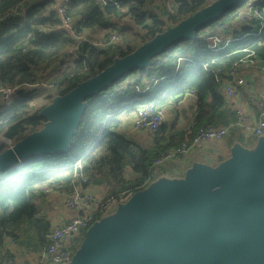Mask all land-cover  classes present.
Masks as SVG:
<instances>
[{
  "label": "trees",
  "instance_id": "obj_1",
  "mask_svg": "<svg viewBox=\"0 0 264 264\" xmlns=\"http://www.w3.org/2000/svg\"><path fill=\"white\" fill-rule=\"evenodd\" d=\"M58 1L0 0V84L17 86L11 103L0 112V136L14 143L44 127L47 118L41 110L56 95L67 93L214 0H171V4L168 0H122L121 5L69 0L72 30L62 26ZM243 1L200 26L194 38L171 43L152 57L150 65L133 68L87 96L67 152L32 154L21 166L0 171V263L13 254L7 236L25 250H42L48 244L53 225L44 210L47 188L69 195L76 188L100 190L104 199L143 190L156 181L149 180L155 156L177 148L200 126L234 122L235 114L216 79L218 69L229 71L247 54L241 50L247 45H252L258 58L264 57V44L255 43L257 37H242L254 27L245 24L236 35H225V27L238 17ZM16 6L19 12L4 20ZM214 27L223 42L242 38L215 52L209 47L212 38L205 37ZM114 32L117 40L108 41ZM190 90L196 91L193 106L171 117L167 114L156 131H127L141 103L154 102L166 110L169 104L178 106ZM236 130L233 126L225 136L230 147L239 141ZM0 142L1 150L6 149ZM89 227L72 240V257Z\"/></svg>",
  "mask_w": 264,
  "mask_h": 264
},
{
  "label": "water",
  "instance_id": "obj_2",
  "mask_svg": "<svg viewBox=\"0 0 264 264\" xmlns=\"http://www.w3.org/2000/svg\"><path fill=\"white\" fill-rule=\"evenodd\" d=\"M241 2H210L56 95L41 110L47 118L42 129L0 148V171L21 166L32 154L67 152L87 96L133 68L150 65L171 43L194 38L200 26ZM65 264H264V137L253 149L234 144L231 156L216 166L195 163L183 178L158 179L134 192L88 228Z\"/></svg>",
  "mask_w": 264,
  "mask_h": 264
},
{
  "label": "built area",
  "instance_id": "obj_3",
  "mask_svg": "<svg viewBox=\"0 0 264 264\" xmlns=\"http://www.w3.org/2000/svg\"><path fill=\"white\" fill-rule=\"evenodd\" d=\"M58 5L59 13L62 17V26L70 30L73 29V18L67 12V4L69 0H60ZM103 4L121 5L122 0H96ZM171 4V0H168ZM20 6V5H19ZM172 7V6H171ZM13 12H19L18 6L5 16L3 19H10ZM238 17L245 24L254 27L243 33L257 37V44H264V0H244L238 11ZM242 37L228 38L223 42L221 36L214 34L211 36L212 42L209 44L215 52H220L227 48L236 39ZM118 34L112 33L109 37L110 41L117 40ZM108 39V41H109ZM99 45L106 46L104 41H97ZM254 43V44H255ZM252 45L242 47V51L247 54L243 55L236 61L231 69L223 73L222 69H218L216 79L220 89L225 92L226 96L236 100L233 113L235 114L234 122L229 125L215 126L203 125L197 128L192 137L185 139L177 148L164 150L158 156H155L149 167V180H155L159 177L160 167L173 160L183 163L193 149L202 145L207 141L222 140L229 133L231 128L235 126L244 131H251L256 136L264 134V100L260 102L259 113L257 116L250 115L247 110L237 103L238 88L246 83V80L239 76V70L242 67L255 65L258 59ZM158 81L155 78L154 83ZM17 86L0 84V112L3 111L12 101ZM144 91V89H142ZM264 95V90L263 93ZM196 98V91H188L181 99L179 105L187 106L189 99ZM167 119V113L164 107L154 102L141 103L138 110L131 121V127L134 131L151 130L156 131L160 125ZM2 142L7 146H12L14 142L6 136H0ZM1 144V142H0ZM54 190L46 189V194L51 196ZM133 191L127 190L119 196H113L104 199L103 196L87 191L83 192L79 188L66 198L67 206L77 210V214L73 215L66 222L55 225L48 232V244L38 253L34 259L18 260L15 256L6 255L0 264H65L72 259L71 242L83 229L91 226L94 222L106 217L117 209L120 203L126 202L132 195ZM8 241L16 244V240L10 236L6 237Z\"/></svg>",
  "mask_w": 264,
  "mask_h": 264
},
{
  "label": "crops",
  "instance_id": "obj_4",
  "mask_svg": "<svg viewBox=\"0 0 264 264\" xmlns=\"http://www.w3.org/2000/svg\"><path fill=\"white\" fill-rule=\"evenodd\" d=\"M244 26L245 22L242 21L239 17H237L232 22H229L228 25L225 27V35H236L234 34V32L236 30L243 29ZM239 76L243 77L246 80V83L239 86L238 88L237 103L242 105L250 115L257 116L259 113L260 102L264 100V95L262 94L264 90V57H259L255 65L240 68ZM226 98L228 100L229 106L232 108L233 111L236 100L228 96H226ZM194 101L195 99H189L187 106H175L171 104L167 105L166 111L168 117H171L173 114L176 113H182L188 108V106H193L192 103ZM127 131L130 134L142 133L140 131H134L131 127V124L128 125ZM234 133L239 138L237 140L243 141V139H245V143L252 139L255 141L256 137H258L254 135L251 131H248L247 133L246 131L241 129L236 130ZM249 136H253V138L248 139ZM257 143L258 142L256 141V145ZM232 147L233 146L230 147L227 144V138H224L222 140L207 141L193 149L188 155L185 162L181 163L178 160H173L164 163L160 167V174L156 181L158 179L165 178H183L187 170L192 168L195 163L203 162L211 166H216L220 162L231 156ZM220 157H224V159L219 160ZM177 175L181 176L176 177ZM95 193L102 195V191L100 190H96ZM70 195L65 193V191L59 190H54L51 196L47 195L48 198L44 203V210L47 212L48 217L51 219L53 226L66 222L73 215L77 214L76 209L71 208L66 204V198ZM6 244L7 247H11L13 249L12 256H15L18 260L34 259L41 251L40 249L25 250L23 247L13 244L11 242Z\"/></svg>",
  "mask_w": 264,
  "mask_h": 264
},
{
  "label": "rangeland",
  "instance_id": "obj_5",
  "mask_svg": "<svg viewBox=\"0 0 264 264\" xmlns=\"http://www.w3.org/2000/svg\"><path fill=\"white\" fill-rule=\"evenodd\" d=\"M58 66H56L55 68H54V70H53V74L58 70ZM247 133H248V131H246ZM262 137H264V134L262 135V136H258V137H256V139H255V141L252 139L253 138V136H249L248 137V139H252V140H249L248 142H246L245 143V139H243V141H238L237 143H240V144H242V145H244L245 147H247V148H249V149H253L255 146H256V141L258 142ZM7 147H9V146H7ZM179 176H181V175H177L176 177H179ZM114 213V212H113Z\"/></svg>",
  "mask_w": 264,
  "mask_h": 264
}]
</instances>
